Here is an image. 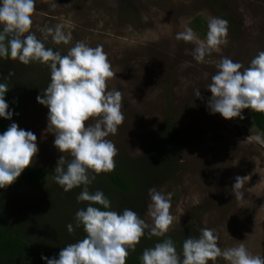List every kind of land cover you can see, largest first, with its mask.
<instances>
[{
  "label": "rangeland",
  "instance_id": "rangeland-1",
  "mask_svg": "<svg viewBox=\"0 0 264 264\" xmlns=\"http://www.w3.org/2000/svg\"><path fill=\"white\" fill-rule=\"evenodd\" d=\"M194 17L205 22L201 31L194 28ZM212 17L228 22V43L198 63L192 51L198 41L206 40ZM32 20L31 31L61 55L78 41L91 47L103 46L116 72L108 82L109 89L123 96L124 122L116 135L107 137L118 154L132 158L145 154L163 123H173L183 146L178 170L156 188L166 197L171 194L170 212L176 220L166 234L192 227L199 237L202 228H210L219 236L221 249L243 242L253 255L264 257V143L256 140L258 135L264 139V133L253 125L250 109L242 110V120H225L206 106L211 97L207 85L221 58H230L246 68L264 51V2L36 0ZM57 25L66 34L71 33L69 44H56L50 36L44 39L40 29ZM186 28L197 34L198 41L176 40V34ZM196 89H200L202 100L195 97ZM47 116L48 108L36 100L10 123L35 134L39 151L32 165L42 166L48 175L40 188L22 187L21 196L28 203L43 196L61 155L65 159L70 155L54 146L55 130L48 127ZM237 176L248 177L242 200L232 193ZM150 203L149 198L142 219L151 226ZM36 233L55 241L52 233L42 234L40 229ZM62 241L58 251L70 244ZM214 264L228 262L218 258Z\"/></svg>",
  "mask_w": 264,
  "mask_h": 264
},
{
  "label": "clouds",
  "instance_id": "clouds-1",
  "mask_svg": "<svg viewBox=\"0 0 264 264\" xmlns=\"http://www.w3.org/2000/svg\"><path fill=\"white\" fill-rule=\"evenodd\" d=\"M57 4L54 2L52 7ZM36 12V0H0V58L18 61L24 65L39 62L50 70V83L43 90V98L37 103L48 108V127L55 130L54 146L61 153H69L66 161L61 155L55 168L54 181L65 192L82 186L78 202L88 206L75 213L76 227H83L86 236L67 244L58 258H47V264H126L130 251H135L145 230L150 236L163 237L173 226L176 217L171 212L170 195L166 197L155 188L148 194L151 203L148 215L150 226L135 211L124 209L122 213L109 210L111 201L97 190L89 191V185L96 175L111 173L116 168L118 149L107 139L116 135L124 122L123 96L115 89H109V80L116 77L108 54L102 45L91 47L78 41L66 55L45 47L41 39L31 31L32 16ZM44 39L49 36L56 44H69L71 33H65L61 26L40 29ZM228 22L218 17L208 21L206 40L198 41L197 34L186 28L178 32L176 40L185 43L198 41L192 51L194 60L204 62L205 56L228 43ZM217 72L207 85L211 97L207 108L212 114L219 113L225 120L239 117L243 109L264 113V51H260L248 67L224 57L216 64ZM11 75V73H9ZM9 90L0 82V118L10 120L13 113L5 100ZM195 97L203 99L200 89ZM89 121H91L89 123ZM36 136L31 131L10 124L0 134V189L13 184L21 173L31 167L39 151ZM258 142L264 143L259 135ZM248 177L237 176L232 193L237 200L244 198L242 189ZM92 205H100L105 210ZM69 233L74 232L70 223ZM219 236L213 229L202 228L198 238L188 237L182 245V255L171 239L156 243L143 250L142 264H209L223 258L228 264H264V257L253 255L243 242L221 249Z\"/></svg>",
  "mask_w": 264,
  "mask_h": 264
},
{
  "label": "trees",
  "instance_id": "trees-1",
  "mask_svg": "<svg viewBox=\"0 0 264 264\" xmlns=\"http://www.w3.org/2000/svg\"><path fill=\"white\" fill-rule=\"evenodd\" d=\"M192 24H195L197 31H201L200 26L205 22L194 17ZM45 47L55 51L49 45ZM0 82L8 85L5 100L9 105L8 110L13 113L10 120L0 118V134H3L14 117L29 103L36 101L38 95L43 98V90L50 83V70L39 62L24 65L0 58ZM250 113L253 125L264 133V113L252 110ZM182 148L177 130L171 120H167L145 154L132 158L120 153L115 157L116 168L113 172L99 175L89 172L90 176H95L89 191H102L111 201L109 210L122 213L127 208L142 218L143 209L150 198L148 190L156 189L160 183L175 175ZM70 159L69 155L65 160ZM54 176L55 172L43 196L35 203L23 199L20 190L25 185L40 188L44 184L48 175L42 166L26 168L13 184L0 189V264H47L41 257L58 258L60 251L57 248H61L62 240L75 243L86 236L83 227L77 228L75 221V213L88 206V202L77 201L82 186L65 192L54 181ZM92 206L105 210L100 205ZM70 223L74 227L72 233L67 231ZM37 229L42 234L49 232L56 235L55 241L38 235ZM190 236L198 238L192 227L163 237L150 236L146 229L135 251H130L126 264H142L140 257L143 250L165 239H171L177 252L182 255L183 242Z\"/></svg>",
  "mask_w": 264,
  "mask_h": 264
}]
</instances>
